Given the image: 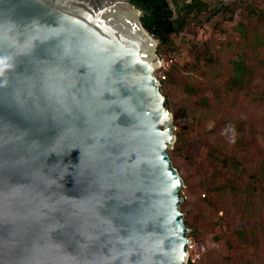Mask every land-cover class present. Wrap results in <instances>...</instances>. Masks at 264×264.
I'll return each instance as SVG.
<instances>
[{
    "label": "water",
    "instance_id": "water-1",
    "mask_svg": "<svg viewBox=\"0 0 264 264\" xmlns=\"http://www.w3.org/2000/svg\"><path fill=\"white\" fill-rule=\"evenodd\" d=\"M131 0H0V264H188L185 180Z\"/></svg>",
    "mask_w": 264,
    "mask_h": 264
},
{
    "label": "rangeland",
    "instance_id": "rangeland-1",
    "mask_svg": "<svg viewBox=\"0 0 264 264\" xmlns=\"http://www.w3.org/2000/svg\"><path fill=\"white\" fill-rule=\"evenodd\" d=\"M227 2L232 20L208 18L212 5L157 40L174 59L161 90L182 138L168 151L185 180L189 260L264 264V0Z\"/></svg>",
    "mask_w": 264,
    "mask_h": 264
},
{
    "label": "trees",
    "instance_id": "trees-1",
    "mask_svg": "<svg viewBox=\"0 0 264 264\" xmlns=\"http://www.w3.org/2000/svg\"><path fill=\"white\" fill-rule=\"evenodd\" d=\"M135 4L141 6L144 9L140 19L143 26L155 33L159 34V40L161 43H168L172 34L182 32L186 26L192 23L194 17L199 13L209 11L212 8L209 0H131ZM219 5H214L213 10L210 11L208 18L218 13L229 12L230 14L226 19L232 20L234 9L230 8V3L227 0H218ZM173 3V5H171ZM242 65L237 66L238 70H241ZM238 77L237 80H239ZM163 80L162 82H164ZM168 106L167 101H165ZM182 138L177 133V140L174 149H180ZM188 264H194V261L189 260Z\"/></svg>",
    "mask_w": 264,
    "mask_h": 264
},
{
    "label": "built area",
    "instance_id": "built-area-1",
    "mask_svg": "<svg viewBox=\"0 0 264 264\" xmlns=\"http://www.w3.org/2000/svg\"><path fill=\"white\" fill-rule=\"evenodd\" d=\"M186 1H191V0H186ZM158 59H159V62L161 63V65L155 70V74L160 79V81L162 82L163 80H165L167 78V72L171 68V66L174 62V59L172 57H164L161 55H158ZM189 257H190V252L188 255V259H189ZM192 261H194V259H192Z\"/></svg>",
    "mask_w": 264,
    "mask_h": 264
},
{
    "label": "clouds",
    "instance_id": "clouds-1",
    "mask_svg": "<svg viewBox=\"0 0 264 264\" xmlns=\"http://www.w3.org/2000/svg\"><path fill=\"white\" fill-rule=\"evenodd\" d=\"M162 83V82H161Z\"/></svg>",
    "mask_w": 264,
    "mask_h": 264
}]
</instances>
